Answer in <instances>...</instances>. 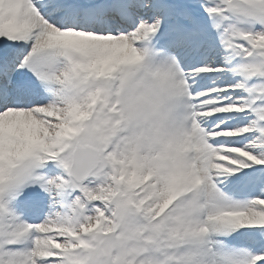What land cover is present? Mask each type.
Here are the masks:
<instances>
[{
    "label": "snow or ice",
    "instance_id": "obj_1",
    "mask_svg": "<svg viewBox=\"0 0 264 264\" xmlns=\"http://www.w3.org/2000/svg\"><path fill=\"white\" fill-rule=\"evenodd\" d=\"M0 264H264V0H0Z\"/></svg>",
    "mask_w": 264,
    "mask_h": 264
}]
</instances>
